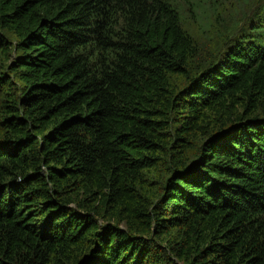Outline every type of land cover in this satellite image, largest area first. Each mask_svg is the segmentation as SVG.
Wrapping results in <instances>:
<instances>
[{"label": "trees", "instance_id": "1", "mask_svg": "<svg viewBox=\"0 0 264 264\" xmlns=\"http://www.w3.org/2000/svg\"><path fill=\"white\" fill-rule=\"evenodd\" d=\"M228 20L0 0V264H264V2Z\"/></svg>", "mask_w": 264, "mask_h": 264}, {"label": "rangeland", "instance_id": "2", "mask_svg": "<svg viewBox=\"0 0 264 264\" xmlns=\"http://www.w3.org/2000/svg\"><path fill=\"white\" fill-rule=\"evenodd\" d=\"M177 3L181 12L185 13L188 27L193 31L196 39L201 42L205 49L216 47L217 41L206 40L209 22L208 15L218 5V13L229 20L226 25H236L246 16L253 14L264 0H173ZM200 23V24H198ZM203 33V34H202Z\"/></svg>", "mask_w": 264, "mask_h": 264}]
</instances>
